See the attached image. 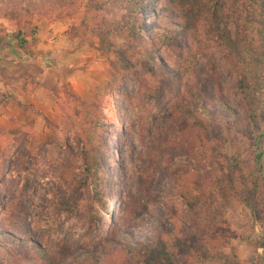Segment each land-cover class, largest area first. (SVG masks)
I'll list each match as a JSON object with an SVG mask.
<instances>
[{
  "label": "rangeland",
  "instance_id": "obj_1",
  "mask_svg": "<svg viewBox=\"0 0 264 264\" xmlns=\"http://www.w3.org/2000/svg\"><path fill=\"white\" fill-rule=\"evenodd\" d=\"M9 1L0 0V264H150L144 252L168 227L173 261L152 264H264V186L243 203L236 148L212 136L221 123L247 126L242 90L206 33L211 13L238 0H127L101 15L131 18L151 57L119 37L102 48L83 6L14 18ZM257 30L248 36L259 48ZM194 94L204 132L175 113L180 102L194 111ZM192 141L198 162L171 144ZM92 156L99 181L76 197ZM178 178L196 208L180 203Z\"/></svg>",
  "mask_w": 264,
  "mask_h": 264
},
{
  "label": "trees",
  "instance_id": "obj_2",
  "mask_svg": "<svg viewBox=\"0 0 264 264\" xmlns=\"http://www.w3.org/2000/svg\"><path fill=\"white\" fill-rule=\"evenodd\" d=\"M82 1L17 0V2H13L10 0L9 14L14 18H19L23 15L48 16L56 15L61 11L72 10L74 12V10L83 6L84 13L89 15V19L93 23L90 25L89 33L98 39L102 48L110 46L112 38L119 37L127 41L128 44L140 48L146 56L151 57V52L147 50V43L142 30L132 23L131 18L126 16L112 20H107L104 17L101 18V15L108 10H122L126 8L127 0H85V4ZM254 23L256 28H258L259 48L257 45H254L255 39H250L248 36L249 27ZM207 24V39L222 49L224 60L233 70L237 83L247 102V126L241 129L235 123H221L216 127L212 136L213 143H216L219 147L225 148L232 144L236 148V154L231 158L232 164L241 170L239 172L241 176L239 184L242 187V194L240 193V196L242 202L249 205L257 199L258 187L260 185L264 186V0H238L227 9H216L208 17ZM198 36L196 35V37ZM159 37L161 39V36ZM130 68L129 64L124 63L125 70ZM183 69L184 67L179 68V71H182L180 73L181 78H185L184 75L187 74V71ZM147 72L153 74L151 69H147ZM156 76L159 77V75ZM118 81L117 78L113 77L107 82L104 86L105 90L103 89L105 95L110 93L112 87L116 86ZM184 91L186 94H190L191 92L187 83H184ZM185 92L183 95H185ZM93 104L95 108H98L96 100L93 101ZM193 106L194 111L185 112L181 109L182 102H180L175 113L184 114L189 119H195L197 121V129L204 132L207 128L194 114V112H200L201 109L199 97L195 94L193 95ZM171 144L182 148L183 152H186L188 156L192 157V160L196 161V142H177ZM247 152L250 155L249 160L243 163V155ZM101 170V163L95 156H92L85 163L84 180L75 188L74 195L78 197L88 178L92 179L93 182H98V175ZM246 172L250 178L249 181L245 180L244 174ZM176 194L180 203L188 209H194L198 206V197L179 178L176 183ZM171 234L172 231L168 227L163 234L158 236L148 246L144 254L148 255L146 258H148L150 264L162 262V260H166V263L173 261L174 247L168 243V236H171ZM44 260H46L47 264H52L51 260L46 256Z\"/></svg>",
  "mask_w": 264,
  "mask_h": 264
},
{
  "label": "crops",
  "instance_id": "obj_3",
  "mask_svg": "<svg viewBox=\"0 0 264 264\" xmlns=\"http://www.w3.org/2000/svg\"><path fill=\"white\" fill-rule=\"evenodd\" d=\"M39 55H40V54H38V55L35 54V55L33 56V57L36 59V61H37L38 58L40 59V57L43 56V55H40V57H39ZM26 59H27V60H26V64H33V60L31 59L30 56H26ZM42 61H43V60H42ZM42 61H41V62H42ZM41 62H38V63L41 64Z\"/></svg>",
  "mask_w": 264,
  "mask_h": 264
}]
</instances>
